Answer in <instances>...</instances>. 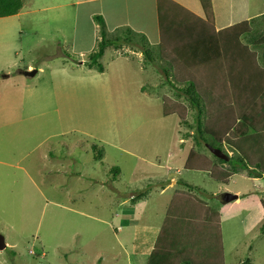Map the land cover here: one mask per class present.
Listing matches in <instances>:
<instances>
[{"label":"rangeland","instance_id":"rangeland-1","mask_svg":"<svg viewBox=\"0 0 264 264\" xmlns=\"http://www.w3.org/2000/svg\"><path fill=\"white\" fill-rule=\"evenodd\" d=\"M22 1L16 15L0 18V234L6 242L0 264H135L139 249L167 235L163 218L173 188L160 195L156 180L166 186L170 178L180 182L177 190L218 212L219 229L213 232L221 235L224 264L247 258L251 264L254 249L264 255V176L240 170L220 182L208 171L184 168L188 151L218 160L193 139L197 112L182 91L180 66L170 70L167 58L158 55L161 41L155 46L149 26L144 39L133 36L121 44L127 26L105 18V37L119 39L105 49L99 71L88 66L102 37L93 19L99 2ZM255 1L254 13L219 33L212 1V17H205L199 0L201 16L167 13L164 1L166 16L157 12L166 21V35L175 37L174 54H182L179 38L187 40V34L216 36L217 52L201 69L198 64L190 72L184 65L183 74L208 82L200 101L209 114L221 104L223 111L231 107L236 116H247L233 119L227 136L232 145L223 144L229 158L241 155L235 142L251 135V121L262 124L264 133V13L257 15L264 0ZM143 50L150 51L149 60ZM251 80L259 84L254 88L263 85L260 96L252 95V84L246 87ZM211 83H219L218 90L211 92ZM162 104L175 114L163 115ZM258 150L264 164V149ZM256 170L264 173V167Z\"/></svg>","mask_w":264,"mask_h":264},{"label":"trees","instance_id":"trees-1","mask_svg":"<svg viewBox=\"0 0 264 264\" xmlns=\"http://www.w3.org/2000/svg\"><path fill=\"white\" fill-rule=\"evenodd\" d=\"M156 1H157V5H156L157 12L159 11L162 16L165 15L161 11V6L163 5L162 3L163 1L166 3L167 6L166 10L170 14L173 13L174 11H178L180 13L187 12V9L173 2L172 0H156ZM199 2L204 11L205 17H207V15H210L212 17V13L210 12L212 10L211 0H199ZM22 4H23L22 0H0V18L16 15L18 11L21 9ZM161 15L159 16L158 14V30L160 37L159 39L161 41L160 42L161 44L159 45L157 44L158 48L160 49L158 55H160V57L167 58L165 59V63L169 66L170 70L173 69V64L175 66H180L178 67L179 69L178 72L182 75L183 77L182 79L186 83V85L182 88V91L188 98L190 102L189 105L191 106V108L195 109L197 112L195 115L197 135H195L193 139L196 140L197 144H201V142H204L207 147H210L225 156L226 154L223 149V144H227L228 146L232 145V142H230L229 137L227 136H229V132L234 128L235 124H233V119L236 120V122L240 120L243 121L246 119L247 116L243 113H240L238 114V116H236L237 113L231 111V107H228L226 111H223V109L221 108V104H218L219 109H217L216 114H214V112L211 113L212 110H210V114H209V112H207L208 106L206 104L202 105L200 101L202 95L200 93V89L203 92L205 90L204 87H206L205 85L208 82H205V80H203L202 82H196L194 78H190V76L187 77L183 74L184 65H187L189 67L190 72L192 68L199 67L197 66L198 64L200 65L199 68L201 69L203 65V63L201 62H205L207 57L217 52V43L215 40L216 36H212L208 31H205L200 36L187 34V38H188L187 40L179 38L180 42H183V44H179V46H181L179 49H181L180 51H182L181 52L182 54L179 55L174 54L173 52L175 51L172 48H170V46H173L171 44L172 42L175 43L174 42L175 40L173 39L175 37H171V36L169 37L168 35H166L167 33L166 29L168 28L166 25V21L162 19ZM93 19L98 25L102 27V29H100L102 32L101 33L102 37L98 40L96 49L89 54L88 66L89 67L95 66L99 71H103V66L99 62V59L102 57L107 47L113 46L118 43L114 41L118 40L119 37L118 36H114V37L112 36L110 38L105 37V32H106L105 22L100 14L93 15ZM124 35L125 36H123V43L121 44L130 43V40L133 36H138V38H142V39H144L145 37L143 33H137L134 30L130 29L129 27L125 29ZM143 52L145 54L146 59L149 60L150 51L143 50ZM156 57L151 59V61H154ZM191 60H194V62L191 63ZM263 61H264V57H263ZM166 72L168 73V71ZM166 72H165L167 76L166 82L169 83L170 85H173L172 82L168 79L169 74L167 75ZM251 84H252V80L246 83V87L248 88ZM219 85H220L219 83L218 84L211 83L210 84V88L212 89L211 92L218 90V88L216 87H218ZM255 85H259V84H254L253 82L251 86V90L253 93L252 95L260 96L262 94L261 91H263L262 89L263 85H261L260 88H254ZM247 103H249V101H247ZM163 109H164V104H162V110ZM213 109H215V107H213ZM203 110L207 112L206 121L204 120V118L203 120L201 119ZM162 112L163 115L175 114L174 113L175 111L169 112L163 110ZM181 123L183 125H189L185 119H182ZM251 125H252L251 133H250L251 135L249 134L240 135L239 136L240 138L238 137L235 142L236 145L235 148L239 149L241 155L230 158L227 157L226 155L225 156L226 158H222L213 154L214 159H217L218 162L216 160H215L216 162H212L210 158H208L206 155L202 153L197 154L194 153V151H189L185 159L184 168L189 170L208 171L212 177H215L220 182H227L230 176L239 172L240 170H247L248 174L255 178H260L261 176H264V173L261 174L256 170L264 167L263 161L261 159L263 157V155L261 154L263 153V151L258 150L259 148L261 150L264 149V133H262L261 130L262 124L261 125L255 124L253 123V121H251ZM182 135L188 136L189 134L186 132ZM249 155H252L251 156L252 160L248 159ZM225 164H227V166H225ZM251 166L254 167L252 168ZM117 171H119L117 167L111 168V172H114V174H116ZM183 184L186 187H191L189 186V184L185 182H183ZM188 196L190 198L188 200L190 201H186L185 203H183V205H180V207L178 208L174 206L173 207L170 206L167 210V215L168 214L181 215L184 213V215L181 216H186L189 219L192 216V218H195L194 219L195 222L198 220H202V221L204 220L205 227L204 226L202 227V232H204L205 236L211 235L214 238V241L216 242L215 244L216 255L214 257L215 263H213L214 262L213 253L205 257H199L193 259L192 255L187 254V252L184 250L183 251L180 250L179 253L177 252L173 253V257H174L173 264H224L223 249L221 246L222 243L220 239L221 235H219L218 232L213 233V228L219 229L217 228L219 227L217 225V223L219 222L218 212L217 213L213 212V210L210 209V207L207 206L206 203L203 204L200 203L199 201H195V203L191 202L193 197L192 195H188ZM175 200L176 199L174 198L173 203ZM260 229L261 232L264 233V224H262ZM241 264H250V260L247 258Z\"/></svg>","mask_w":264,"mask_h":264},{"label":"crops","instance_id":"crops-1","mask_svg":"<svg viewBox=\"0 0 264 264\" xmlns=\"http://www.w3.org/2000/svg\"><path fill=\"white\" fill-rule=\"evenodd\" d=\"M92 1L99 2L98 10L101 16L103 17V19L116 17L117 20L115 21V24L119 23L122 25H126L135 32H142L144 36L148 34L147 33L148 30L146 28H148L149 26L150 32L153 31L156 37L157 41H155L156 44L155 46H157L159 39V30H158V15L156 8L157 5L156 0H92ZM105 1L107 2L105 3ZM173 1L178 3L180 6L182 5V7L187 9V11L193 13V15H198V16L202 15V10L198 0H173ZM211 1L214 12V23L216 27L215 29L216 33H219V31L231 27L235 22L247 18L249 15L254 13L255 5H259L257 3L258 1L256 2L255 0H211ZM110 3L111 6L109 8ZM118 4H120L121 7L118 6ZM105 8L112 11V13H110L109 15H105ZM113 8H118L119 9L118 13L115 12ZM263 13H264L263 9L260 10L258 9L257 15H262ZM187 154L188 153H186V156ZM166 182H167L166 186H163L164 182H160L156 180L157 185L160 186L158 188L160 195L166 189L173 188V195H172L173 197L170 196L169 198L170 201L166 205V209H165L166 212L164 213V218H163V220L166 221L164 224L166 226H169L170 233L168 230L166 236L156 235L153 238L154 239L153 243L151 242L149 246H145L143 249L141 250L139 249L135 253L134 256L135 258H132L133 263L173 264L174 262L173 253L174 252L179 253L180 250L182 251L184 250L187 252V254L192 255L193 259L199 257H205L213 253V260H214L213 263H215L214 257L216 255V248H215L216 242L214 241V238L211 235L205 236L204 232H202V227L203 226L205 227L204 225L205 221L198 220L195 222L194 221L195 218L191 220L186 216H180V215L172 216L169 214L167 215V210L170 206L171 207L174 206L177 208L180 207V205H183V203H185L186 201H190L188 200L190 199L188 195L191 194L190 193L186 194V192L184 191H179L180 189L177 190L178 188L177 184L180 182L175 181L173 178H170L169 181ZM179 193L181 194V196H179ZM131 196L133 197L132 194H130V197ZM174 198L176 200L173 203ZM125 202H126L125 199H120L119 206L124 207L123 205H125ZM191 202L195 203L194 197L192 198ZM58 205L66 209H72L68 207L66 204L64 205V203H58ZM76 212H80L83 216L89 217V214L85 212L79 210H77ZM118 228H116L115 230L117 231ZM258 242L256 241L253 244L252 250ZM250 250L251 249L249 248V251ZM253 257L254 260L252 261L251 264H254V262L257 260L258 261L264 260V255H256L255 249H254Z\"/></svg>","mask_w":264,"mask_h":264},{"label":"water","instance_id":"water-1","mask_svg":"<svg viewBox=\"0 0 264 264\" xmlns=\"http://www.w3.org/2000/svg\"><path fill=\"white\" fill-rule=\"evenodd\" d=\"M24 74H26L27 76H32L35 74V71L32 72H25ZM209 150L212 152V154L218 156V157H222L225 158L224 155H222L221 153H219L218 151H215L214 149L208 147ZM234 198H236V196H234ZM6 247V242H5V238L3 235L0 234V250L5 249Z\"/></svg>","mask_w":264,"mask_h":264}]
</instances>
